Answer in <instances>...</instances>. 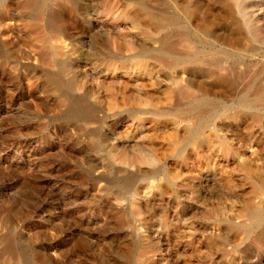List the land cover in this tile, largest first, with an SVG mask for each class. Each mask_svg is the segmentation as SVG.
I'll list each match as a JSON object with an SVG mask.
<instances>
[{"label":"rangeland","instance_id":"rangeland-1","mask_svg":"<svg viewBox=\"0 0 264 264\" xmlns=\"http://www.w3.org/2000/svg\"><path fill=\"white\" fill-rule=\"evenodd\" d=\"M26 1L0 0V264H264V0Z\"/></svg>","mask_w":264,"mask_h":264},{"label":"bare ground","instance_id":"bare-ground-1","mask_svg":"<svg viewBox=\"0 0 264 264\" xmlns=\"http://www.w3.org/2000/svg\"><path fill=\"white\" fill-rule=\"evenodd\" d=\"M237 1L238 0H235L236 3H237ZM26 5L28 8V12L32 15H36V17L38 16V14H41L43 12V9H44L42 2L39 0H27ZM141 8H143V6H141ZM186 11L188 14H196V12H197V10L189 9V8H186ZM54 19H55L54 16L50 15L48 17L49 24H53L55 21ZM171 23H173L174 25H178V21L176 19H173V18L171 19ZM220 40H222L224 42L230 41V39H224V38H221ZM184 44H186V43H184ZM187 44L188 45H184V48L189 50V48H191V44H189V43H187ZM151 54L153 55L154 59L160 63H167V61H169L168 58H171V61L169 62V66L174 67V68H176V67L185 68L186 65H199L200 66V65L205 64L207 62V60L212 56V52L206 51L205 49H196L194 53H190V52L180 53V52H178V48H177L176 44H174L172 41H170L168 39L161 40L160 47H158L156 50L151 51ZM214 80H216L218 82L225 83L230 87L234 86V84H235L234 83L235 81L229 79V76L227 74L215 75ZM174 93L179 98H189V99H191V101H194V103L189 108H187L185 110V113H187V114H195V115L199 116L205 110H209L210 103L207 102L208 100L207 101H205V100L200 101V100L193 99V97H194L193 92L188 90V89H183V88L177 89V91H172L171 95H173ZM196 99H197V97H196ZM241 101L245 105V106H242L243 109L246 108V109L250 110V109H252V107L255 103H260L261 105H264V88L254 89L252 94H244L241 98ZM174 116H176V115H174ZM200 126L201 127H199V129H204L205 123H202ZM194 137L198 138V139H203L204 131L196 130L194 133ZM250 216H251V223H253L254 225H260L261 220L264 219L262 217V215L256 209L251 210Z\"/></svg>","mask_w":264,"mask_h":264}]
</instances>
